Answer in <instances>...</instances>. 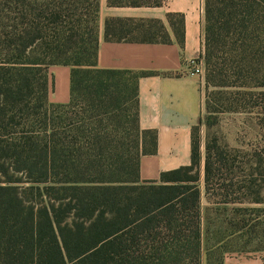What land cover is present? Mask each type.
I'll return each instance as SVG.
<instances>
[{"label":"trees","instance_id":"16d2710c","mask_svg":"<svg viewBox=\"0 0 264 264\" xmlns=\"http://www.w3.org/2000/svg\"><path fill=\"white\" fill-rule=\"evenodd\" d=\"M81 9L0 0V264H202L199 127L189 166L142 181L141 158L158 150L139 123L145 74L98 68L97 18ZM204 30L207 87L235 96L227 111L264 116V0H205ZM52 66L71 68L67 104L48 101ZM205 105L212 126L222 110Z\"/></svg>","mask_w":264,"mask_h":264},{"label":"crops","instance_id":"0c3cea01","mask_svg":"<svg viewBox=\"0 0 264 264\" xmlns=\"http://www.w3.org/2000/svg\"><path fill=\"white\" fill-rule=\"evenodd\" d=\"M151 3L113 6L101 0L99 21L98 68L145 74L138 81L139 123L157 132L158 150L141 158L142 181H157L163 172L191 164L192 133L204 125L205 114L202 80L186 69L188 60L204 55L205 0ZM108 21L111 29L118 22L121 33L132 37L122 36L116 25L107 39ZM49 76L48 101L69 103L71 68L52 66ZM230 264H264V251L242 253Z\"/></svg>","mask_w":264,"mask_h":264},{"label":"rangeland","instance_id":"374dc122","mask_svg":"<svg viewBox=\"0 0 264 264\" xmlns=\"http://www.w3.org/2000/svg\"><path fill=\"white\" fill-rule=\"evenodd\" d=\"M82 1L85 20L97 18L99 36L101 0ZM85 26L84 23L88 32ZM122 36L132 37L128 31ZM203 93L204 102L209 99L222 113L212 126H208L204 105V125L199 127L197 134L201 154L198 171L203 215L202 264H230L233 257L242 253L264 251V179H259L258 175V171L264 169V116L257 110L249 113L227 111L235 96L228 90L208 88L206 81ZM208 158L209 184L205 176ZM251 173L255 175L249 177ZM249 180L255 182L251 190ZM246 193L249 194L247 198L243 195Z\"/></svg>","mask_w":264,"mask_h":264},{"label":"built area","instance_id":"2783aa9c","mask_svg":"<svg viewBox=\"0 0 264 264\" xmlns=\"http://www.w3.org/2000/svg\"><path fill=\"white\" fill-rule=\"evenodd\" d=\"M187 73L192 76H199L204 85L206 81V68L204 58L192 59L186 62Z\"/></svg>","mask_w":264,"mask_h":264}]
</instances>
